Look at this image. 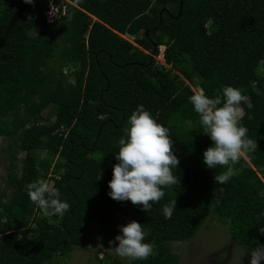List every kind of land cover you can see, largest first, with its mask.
Returning <instances> with one entry per match:
<instances>
[{
  "label": "trees",
  "instance_id": "obj_1",
  "mask_svg": "<svg viewBox=\"0 0 264 264\" xmlns=\"http://www.w3.org/2000/svg\"><path fill=\"white\" fill-rule=\"evenodd\" d=\"M50 1L0 0V135L8 140L0 264H54L85 246L92 224L114 250L120 226L133 220L155 254L131 264H179L172 244L191 241L211 216L237 247L264 245V0H70L69 17L54 25ZM87 13L96 20L86 23ZM226 86L246 98L239 124L258 147L219 184L226 167L204 163L213 142L189 97L222 96ZM139 105L169 129L179 159L177 184L148 212L108 194L118 141ZM50 174L71 206L63 216L43 215L25 190Z\"/></svg>",
  "mask_w": 264,
  "mask_h": 264
},
{
  "label": "clouds",
  "instance_id": "obj_2",
  "mask_svg": "<svg viewBox=\"0 0 264 264\" xmlns=\"http://www.w3.org/2000/svg\"><path fill=\"white\" fill-rule=\"evenodd\" d=\"M24 2L32 4L34 0ZM189 100L199 114L203 134L213 142L203 152L204 163L208 169L226 167V171L214 176L215 183L225 184L235 174L234 165L239 163L241 157L258 147L256 141L247 138L248 129L239 124L242 113L240 104L246 98L239 89L226 86L222 96L210 98L203 91H196ZM123 131L125 135L118 141L119 151L115 154L118 163L113 166L108 194L116 201H131L148 212L153 203L164 197L163 188L177 184L173 169H177L179 159L173 152L169 129L158 123L143 105L131 113L128 126ZM25 190L30 201L45 216H63L71 207L61 200L59 191L43 179L28 183ZM176 203L173 200L163 206L166 219L171 218ZM120 228L122 234L115 237L118 245L114 247L118 256L146 260L155 254L154 245L145 242L146 234L141 223L133 220ZM259 231L264 234V226ZM262 262L264 245H258L250 251V264Z\"/></svg>",
  "mask_w": 264,
  "mask_h": 264
},
{
  "label": "rangeland",
  "instance_id": "obj_3",
  "mask_svg": "<svg viewBox=\"0 0 264 264\" xmlns=\"http://www.w3.org/2000/svg\"><path fill=\"white\" fill-rule=\"evenodd\" d=\"M90 19L96 20L91 17ZM125 38L133 41L130 36ZM162 52L164 48H161ZM159 64H165L162 55L158 56ZM264 72L263 65L257 75ZM258 76L255 77L257 82ZM243 115V107L240 104ZM47 111H45V114ZM8 140L0 135V186L6 187V154L3 147ZM50 180H52L50 178ZM120 220L128 221L129 214L117 212ZM175 252L180 254L179 264H250V251L237 247L229 233L228 225L222 224L211 216L199 233L188 242L172 244ZM112 258V259H111ZM122 259L124 264H131V259L118 256L105 242L96 224H92L87 233L84 247H76L67 258L57 257L53 262L58 264H115L114 259ZM264 264V262H262Z\"/></svg>",
  "mask_w": 264,
  "mask_h": 264
},
{
  "label": "built area",
  "instance_id": "obj_4",
  "mask_svg": "<svg viewBox=\"0 0 264 264\" xmlns=\"http://www.w3.org/2000/svg\"><path fill=\"white\" fill-rule=\"evenodd\" d=\"M71 3L69 0H51L49 3V8L45 12L47 24L54 25L59 24L63 19L69 17L68 4ZM161 48H164L163 52ZM165 46L160 47V55L164 59ZM158 57V56H157ZM67 70L65 71V73ZM51 174L47 177L46 182L53 185V180H50Z\"/></svg>",
  "mask_w": 264,
  "mask_h": 264
},
{
  "label": "water",
  "instance_id": "obj_5",
  "mask_svg": "<svg viewBox=\"0 0 264 264\" xmlns=\"http://www.w3.org/2000/svg\"><path fill=\"white\" fill-rule=\"evenodd\" d=\"M91 17H93L91 14H87V21L86 23H88L89 21H91L92 19H90ZM86 33H85V37L87 38L88 37V34H89V31H90V27L86 26Z\"/></svg>",
  "mask_w": 264,
  "mask_h": 264
}]
</instances>
